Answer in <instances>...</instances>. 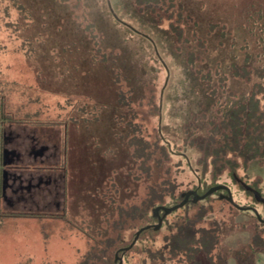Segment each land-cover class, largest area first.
I'll use <instances>...</instances> for the list:
<instances>
[{"label": "rangeland", "instance_id": "obj_1", "mask_svg": "<svg viewBox=\"0 0 264 264\" xmlns=\"http://www.w3.org/2000/svg\"><path fill=\"white\" fill-rule=\"evenodd\" d=\"M82 1L80 9L65 0H0V105L14 120L62 138V146L68 148L69 197L67 215L52 222L44 217L0 215V264H79L96 246L89 237L104 225L97 218L103 210L102 203L97 206V202L108 185L107 181L100 185L92 178L105 179L122 159L111 115L117 108L116 77L124 86L134 87L137 94L141 86L157 91L161 98L160 120L145 122L151 139L155 141L160 134L171 142L176 152L174 161L180 164L177 180L183 182L182 189L197 182L195 158L189 152L178 151L183 143L181 129L202 113L211 115L215 99L209 86L186 63V50L178 48L169 22H160L158 7L151 3ZM177 1L179 9L196 18L200 33L207 27L216 32L219 26H228L231 36L226 40L230 44H240L248 36L243 19L250 5L254 4V9L264 5V0ZM19 8L27 9L26 19L19 17ZM22 23L30 27L23 29ZM91 24L93 40L85 30ZM252 45L253 40L249 52L254 57ZM227 53L214 49L210 54L221 61L227 59ZM228 90L242 100L248 86L232 78ZM219 95L229 101L222 91ZM238 175L252 186L264 187V164L253 162L246 172L239 169ZM219 179L232 181L227 173ZM206 180L212 183L210 175ZM233 193L242 204L252 201L238 186L233 187ZM138 198H134L135 203L141 200ZM256 208L264 218L263 207ZM214 209L206 217L226 222L222 238L226 264H238V256L243 264L252 257L250 264H264V253L250 251L255 233L252 215L230 212L219 202ZM119 218L117 214L116 221ZM141 249L138 246L122 263L149 264ZM228 251L231 253L227 255Z\"/></svg>", "mask_w": 264, "mask_h": 264}, {"label": "trees", "instance_id": "obj_2", "mask_svg": "<svg viewBox=\"0 0 264 264\" xmlns=\"http://www.w3.org/2000/svg\"><path fill=\"white\" fill-rule=\"evenodd\" d=\"M65 1L73 7L83 8L82 0ZM135 2L140 5L151 3L158 7L156 13L160 22H169L178 48L184 47L186 50V63L209 86L215 101L211 115L202 113L181 129L183 143L178 151L189 152L195 158L193 171L197 179V182H192L193 186L189 187L191 184H188L189 188L182 189L183 182L177 180L180 164L174 161L173 154L176 152L171 148V142L160 134L153 141L148 124H145L146 119L160 120L159 94L151 86H141L140 94H137L134 87L129 84L124 86L120 77H116L117 108H113L111 115L115 120L114 137L119 135L117 149L122 153V159L120 166L113 168L105 179L92 178L98 180L100 185L107 181L106 189H109L107 192L104 190L97 202V206L101 202L102 209L107 212L101 210L97 215L96 211L97 218L104 225L89 237L96 246L81 258L79 264H119L120 258L127 260L138 246L142 247L140 251L145 254V261L149 264H226L227 259L222 253L226 222L206 217L214 212L217 202L230 212L252 215L255 233L250 251L252 254L264 253V218L256 208L260 205L257 195L262 194L259 189H253L256 186L246 183L238 175L239 169L246 172L253 162L264 164V5L259 4L254 9L251 2L252 9H247L243 19L246 22L243 28L248 36L240 44H230L226 40L227 36H231L228 26L221 25L216 32L214 28L207 27L206 32L200 33L196 18L179 9L177 0ZM26 10L18 9L21 19H26ZM22 27L27 29L30 24L24 23ZM85 30L91 39L95 36L92 24ZM252 40L254 57L249 52ZM214 49L229 52L227 59L219 61L211 57ZM232 78L248 86L244 99L228 90ZM221 91L227 95L228 102L220 99ZM66 131H69L68 127ZM88 162L89 172L91 161ZM94 162L97 164V161ZM225 173L230 176L231 182L220 181L219 178ZM208 175L212 178L210 184L206 180ZM223 185L230 189L233 202L229 199V191L221 188L199 200L192 195L183 207L170 213L161 209L159 216L155 214L158 207L171 208L180 204L188 191L193 190L199 196H204L212 188ZM234 186L251 196L252 201L244 204L238 202L234 198ZM138 197L141 200L135 203L134 198ZM117 214L120 216L118 221ZM159 217L162 218V225L155 229ZM146 226L150 228L144 229L133 244L137 232ZM116 231L117 238L114 234ZM130 233H133L132 238L126 242ZM230 253L228 251L227 255ZM240 257L238 264H243L239 261Z\"/></svg>", "mask_w": 264, "mask_h": 264}, {"label": "flooded vegetation", "instance_id": "obj_3", "mask_svg": "<svg viewBox=\"0 0 264 264\" xmlns=\"http://www.w3.org/2000/svg\"><path fill=\"white\" fill-rule=\"evenodd\" d=\"M6 111L0 105V215L44 217L51 222L64 218L68 148L58 135H46ZM253 189L260 190L262 196H257L264 209V187Z\"/></svg>", "mask_w": 264, "mask_h": 264}, {"label": "water", "instance_id": "obj_4", "mask_svg": "<svg viewBox=\"0 0 264 264\" xmlns=\"http://www.w3.org/2000/svg\"><path fill=\"white\" fill-rule=\"evenodd\" d=\"M221 188H225V189H227V190L229 191V199L231 200V202H233V198H232V194H231V192H230V189H229L227 186L223 185V186H218V187L212 188V189L209 190L204 196H199V195L197 194V192H195V191H193V190L188 191V192L185 194V198H184V200H183L180 204H178V205H176V206H173V207H171V208H167V207H158V208L155 209V214H156L157 216H159V211H160L161 209L164 210L166 213H170V212H172V211H174V210H176V209H178V208L183 207V206L188 202L190 196H192V195L195 197V200H199V199L205 198L207 195L211 194L213 191H216V190L221 189ZM161 225H162V218L159 217V223H158L157 225H155L154 228H155V229H159V228L161 227ZM148 228H150V226L143 227L141 230H139V231L137 232V234H136V238H135L133 244H135L136 240H137L138 237L140 236V233H141L144 229H148ZM133 244H132V245H133ZM122 262H123V260H122V258H120L119 264H122Z\"/></svg>", "mask_w": 264, "mask_h": 264}]
</instances>
